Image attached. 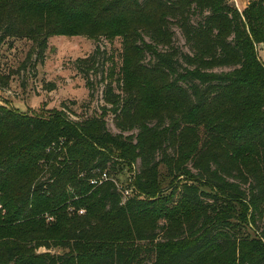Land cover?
<instances>
[{"label": "trees", "instance_id": "trees-1", "mask_svg": "<svg viewBox=\"0 0 264 264\" xmlns=\"http://www.w3.org/2000/svg\"><path fill=\"white\" fill-rule=\"evenodd\" d=\"M95 32L123 36L131 58L120 92L103 77L100 114L0 104V264H264V0L242 11L229 0H0V44L29 38L36 60L53 35ZM98 55L79 61L92 92ZM139 159L131 195L113 179L91 184ZM161 163L187 174L178 200V189L157 194Z\"/></svg>", "mask_w": 264, "mask_h": 264}, {"label": "rangeland", "instance_id": "rangeland-1", "mask_svg": "<svg viewBox=\"0 0 264 264\" xmlns=\"http://www.w3.org/2000/svg\"><path fill=\"white\" fill-rule=\"evenodd\" d=\"M252 0H229V4L243 10ZM195 17V16H194ZM196 21V19H195ZM113 23V21H111ZM174 31L173 45L188 51L189 47L181 29L172 24ZM100 47L97 68L89 71V78L94 83V91L87 84V76L81 70L79 61L91 56ZM260 59L264 62V44L258 46ZM36 44L26 37H8L0 44V79L7 82V86H0V104L7 108L17 109L28 113L47 114L55 108L69 111L76 119H84L102 112L105 105L103 89L107 81H113L116 90L118 79L127 73L131 58L126 52V39L123 36H103L95 33L56 34L49 38L48 48L44 60H36ZM36 62V63H35ZM34 63V64H33ZM82 65V64H81ZM103 77L107 80H102ZM54 84L55 88L51 86ZM161 105H145L142 113L159 112ZM114 114L108 111L106 121L108 128L114 133L120 132L115 126ZM194 135L202 140L208 138L207 129L199 123H188ZM140 159L135 165L125 162L118 163L115 170L108 169L110 179L116 181L119 187L128 189L135 181V173L140 169ZM158 181L160 190L157 193L172 195L178 192L186 183L187 174L176 167L171 168L165 163L158 167ZM178 187V188H177ZM205 191L207 186L201 185ZM85 212V209H83ZM6 215V210L0 202V218ZM175 223L183 221L181 215L174 216ZM260 230L264 229V221L259 222ZM237 230L242 234L255 236L254 231L247 225H239ZM58 248L41 247L39 251H57Z\"/></svg>", "mask_w": 264, "mask_h": 264}, {"label": "built area", "instance_id": "built-area-1", "mask_svg": "<svg viewBox=\"0 0 264 264\" xmlns=\"http://www.w3.org/2000/svg\"><path fill=\"white\" fill-rule=\"evenodd\" d=\"M110 177H109V174L107 171H103L99 176L97 177H94L91 179V184H93L94 186H99L100 184H102L103 182L109 180ZM131 192H132V188H128V189H123V193L126 195V196H129L131 195ZM81 213H84V210H81Z\"/></svg>", "mask_w": 264, "mask_h": 264}]
</instances>
